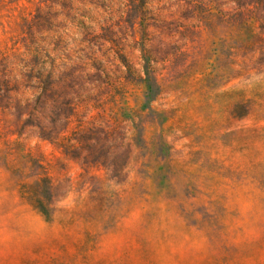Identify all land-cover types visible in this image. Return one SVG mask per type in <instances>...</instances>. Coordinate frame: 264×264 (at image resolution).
Returning <instances> with one entry per match:
<instances>
[{
  "label": "rangeland",
  "instance_id": "obj_1",
  "mask_svg": "<svg viewBox=\"0 0 264 264\" xmlns=\"http://www.w3.org/2000/svg\"><path fill=\"white\" fill-rule=\"evenodd\" d=\"M0 264H264V0H0Z\"/></svg>",
  "mask_w": 264,
  "mask_h": 264
},
{
  "label": "trees",
  "instance_id": "obj_2",
  "mask_svg": "<svg viewBox=\"0 0 264 264\" xmlns=\"http://www.w3.org/2000/svg\"><path fill=\"white\" fill-rule=\"evenodd\" d=\"M260 1V0H259ZM53 82L51 81V82H49L48 83V85H50L51 87L53 86ZM64 93V96H66V94H67V92L66 91H63ZM33 111H34V108L32 109ZM31 115H34V112H32L31 113ZM30 126H33V127H37L39 130H41V133L40 134H42L44 131V129H43V126H42V124L39 122V121H36L35 123H30L29 124ZM42 137H46L47 135L46 134H42L41 135Z\"/></svg>",
  "mask_w": 264,
  "mask_h": 264
}]
</instances>
